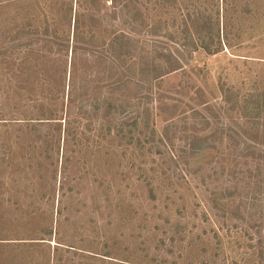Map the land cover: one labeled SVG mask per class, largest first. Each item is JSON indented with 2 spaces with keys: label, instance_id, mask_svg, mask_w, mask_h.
Masks as SVG:
<instances>
[{
  "label": "rangeland",
  "instance_id": "374dc122",
  "mask_svg": "<svg viewBox=\"0 0 264 264\" xmlns=\"http://www.w3.org/2000/svg\"><path fill=\"white\" fill-rule=\"evenodd\" d=\"M113 1L0 0V264H264V147L218 91L264 90V0ZM71 6L84 41L130 35L116 62L127 71L169 52L184 70L147 97L138 76L110 89L104 55L81 52L72 82ZM51 15L61 56L11 46ZM200 32L214 38L210 53L196 40L189 54L184 37ZM202 101L231 127L196 163L181 127Z\"/></svg>",
  "mask_w": 264,
  "mask_h": 264
},
{
  "label": "trees",
  "instance_id": "16d2710c",
  "mask_svg": "<svg viewBox=\"0 0 264 264\" xmlns=\"http://www.w3.org/2000/svg\"><path fill=\"white\" fill-rule=\"evenodd\" d=\"M81 1V0H80ZM83 2L86 0H82ZM88 1V0H87ZM91 2H94L95 0H89ZM114 3V1L112 0ZM82 3V2H81ZM78 7L79 2L77 3ZM72 12H75L73 15V28H74V33H73V38L72 42L69 38H65L66 46L65 49V56H67L69 53V57L66 58V61L68 63V66L70 68V76H71V68L73 70L72 72V79L71 81L74 82L76 79L73 76V73L75 72V59L76 57H79V54L81 52L90 55L92 58L95 56L100 57V53H102L106 59V61L109 62V67L106 69H102L103 73H106L105 77H102V80H109L112 79L113 82L109 84L110 89L119 91L123 90L127 82L131 80V76H138L139 80L142 82V87H143V92L147 94H152L153 90L155 88H159L158 82L159 80H163L169 75L177 72V71H183L184 70V63L180 57L178 56H173L171 52H169L165 57L163 56V62H155V61H148L144 62L142 64H139L136 69L139 70L138 75L131 71H127V66L123 63H119V65L116 64L117 61H120V58L123 56L124 51L128 52V48L130 46V42L133 39L130 37L128 33L125 32H118V33H113V40L110 43H105L107 45V48L101 47L98 45L94 32L90 33V36L86 41L82 40V35L83 31H81V25L83 22L79 20V11L76 14V9L74 10L72 6L67 9L66 14H72ZM79 14V15H78ZM51 16H46V24L45 27L41 32H33L30 33L32 37H24L20 39L19 41H15L16 43L14 45H11L12 47H18V46H23V45H29V46H36L33 48V51L31 54L38 55L39 53L44 54L43 52L45 50H48L50 52H54L59 54L58 56H61V51L62 49L60 48V43H54L53 38H60V35L56 33V30H53L50 28L51 26ZM48 17V19H47ZM89 18L90 21H92L91 24H94V20H96L95 16H90ZM207 21H204V23ZM196 37L193 33L187 34L186 37H184V43L182 44L183 47L186 49H189L188 53L191 54L192 52V47H197L196 46V40L199 42L203 50L206 52L210 53V48L212 47V40L214 38H218V30L217 33L215 34L214 38L212 39V36H208V40H205V35H203L201 32L200 33H195ZM28 35V34H25ZM41 35V37H40ZM125 39V40H124ZM205 41H208L207 43ZM79 44H87L89 46H94V49H92L90 52L87 50L84 51H79L81 50L77 45ZM101 50V51H97ZM102 56V55H101ZM40 57V56H39ZM69 60V61H68ZM188 60V59H187ZM130 69V66H128ZM184 75H186V72ZM130 74V75H129ZM121 79L116 80L117 77ZM185 77V76H183ZM71 78V77H70ZM141 87V88H142ZM72 90H75V87H72ZM218 91L220 93V96L225 104L229 103L232 104L228 109H233L237 110L234 113L237 114L240 118V121H242L243 125H246L248 129H244L243 132L241 133L243 137L246 136L247 140H252L250 142L251 144L256 143V145L260 147H264V90L263 91H252V92H247L246 95H240V91L237 89H234L232 86L221 82L218 85ZM201 94V93H200ZM160 97H163V94L160 93ZM241 97V98H239ZM104 99H106L104 97ZM232 101V102H231ZM207 101H202L199 109L196 107L194 110L192 122H190V125H186V122H188V117H185V120L183 121V126L181 127L182 131H190V135L186 136L187 138L190 137L192 139V142L190 145L187 146V150L189 152V157L191 158V161L193 160L196 163H200L203 161L202 159L199 161L197 157H202L205 154V151L207 152L210 150L212 145H209V141L211 139V136L216 135L218 133V136H221V140H224L225 138V132L228 129V127H231L229 125V119L228 121L224 122L223 116L221 112V108H216L215 106L208 104ZM109 104V103H108ZM116 107V105H115ZM225 109V108H224ZM148 112V109L145 110ZM197 116H199V119H197ZM229 118V114L227 115ZM173 125L172 123H169V125L165 128L166 130V138H169L167 133H169V130ZM232 127H235L236 130L242 129L241 124L237 122H233ZM174 129V132L177 131V127L175 125L172 126ZM212 129H214V133L212 132ZM231 129V128H230ZM216 132V133H215ZM251 134V135H247ZM233 135L236 137V134L233 133ZM217 136V135H216ZM217 136V137H218ZM251 136V137H250ZM233 140L238 141V137H229ZM240 138V135H239ZM241 140V139H240ZM247 142H244V144H247ZM256 141V142H254ZM223 194V192H222ZM232 196V195H229ZM225 195L223 194L221 199L224 198ZM214 202L216 205L219 207H224L223 203L224 200L220 203L214 198ZM230 209V208H229Z\"/></svg>",
  "mask_w": 264,
  "mask_h": 264
}]
</instances>
